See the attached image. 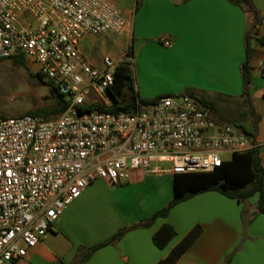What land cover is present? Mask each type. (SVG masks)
Instances as JSON below:
<instances>
[{"label": "built area", "instance_id": "1", "mask_svg": "<svg viewBox=\"0 0 264 264\" xmlns=\"http://www.w3.org/2000/svg\"><path fill=\"white\" fill-rule=\"evenodd\" d=\"M126 26L112 0H0V61L25 55L69 101L57 118L0 115V264H17L98 179L126 183L133 169L155 162L175 174L212 171L254 146L185 92L133 110L88 109L112 104L108 90L121 61L106 55L96 66L81 43ZM257 68L264 76V61Z\"/></svg>", "mask_w": 264, "mask_h": 264}, {"label": "crops", "instance_id": "2", "mask_svg": "<svg viewBox=\"0 0 264 264\" xmlns=\"http://www.w3.org/2000/svg\"><path fill=\"white\" fill-rule=\"evenodd\" d=\"M112 1L127 18L122 35L136 43L132 58L137 94L152 98L190 90L215 102L211 111L219 121H239L246 111L241 65L250 36L254 45L251 94L260 115L256 142L264 163V76L257 68L264 61V0H253L262 18L251 33L253 16L230 0ZM164 39L172 45L166 46ZM232 108L239 120L223 112ZM175 175L169 163L155 162L149 168L133 169L126 183L92 182L17 264L76 263L88 248L171 201ZM257 201L258 194L244 202L216 190L195 194L175 205L167 217L126 231L79 264H156L196 224L202 225V233L175 264H264V214L257 213ZM165 222L175 226L177 235L159 248L153 236Z\"/></svg>", "mask_w": 264, "mask_h": 264}, {"label": "trees", "instance_id": "3", "mask_svg": "<svg viewBox=\"0 0 264 264\" xmlns=\"http://www.w3.org/2000/svg\"><path fill=\"white\" fill-rule=\"evenodd\" d=\"M230 1L243 8L249 15L253 16L254 23L249 30V33H251L257 24L261 22L262 17L260 9L255 5L253 0ZM246 49V60L241 65L243 76L242 99L246 111L243 115V119L235 121L234 123L253 138L254 146L245 151L234 152L230 158L224 160L212 171L177 173L175 175L174 197L171 201H169L163 208L154 212L150 217L134 223L131 226L124 227L117 231L109 239L88 248L74 264L87 261L98 248L117 241L126 231L137 227L150 226L157 218L167 217L175 205L201 192L216 190L241 202H244L250 197L258 194L257 213L264 214V163L261 158L260 146L256 142V131L260 115L255 108L254 100L251 94L254 69L252 64L254 45L250 36L247 38ZM129 56L133 57L132 47H130ZM11 59L17 65L27 66L28 64V58L23 54L16 55ZM132 65L133 62L130 59L123 60L119 63L115 73L114 85L108 90L112 98V104L110 106L93 105L88 109L98 108L116 112L119 110H133L138 106V103L142 106H150L155 103L158 96L144 98L135 92L132 80ZM38 75L43 82L51 86V91L53 92L56 103L54 108L51 110L41 108L31 111L30 113L46 119H50L49 116L54 114L56 116L55 118H57L66 109L69 101L64 94L58 91L56 86L50 82L44 81L40 74ZM127 90H131L133 92L129 100L124 98V93ZM185 93L193 96L211 109L215 108L216 104L214 101H208L190 90H185ZM202 231V225L196 224L173 247L170 253L166 257L160 259L156 264H175L196 241ZM176 235L177 230L175 226L169 222H165L155 232L153 240L159 248H164Z\"/></svg>", "mask_w": 264, "mask_h": 264}, {"label": "rangeland", "instance_id": "4", "mask_svg": "<svg viewBox=\"0 0 264 264\" xmlns=\"http://www.w3.org/2000/svg\"><path fill=\"white\" fill-rule=\"evenodd\" d=\"M135 41L127 39L122 34L112 31L100 35H87L83 40L84 54L96 60L100 67L104 66V57L112 56L117 61L133 58L129 56L130 46L134 47ZM39 66L31 64L28 60L27 66L17 65L12 59L0 61V115L17 116L25 112H31L41 108L51 110L55 106V98L51 86L43 82L39 77ZM132 77L135 92L137 82L135 64L132 65ZM136 81V82H135ZM131 90L124 93V98L129 100ZM231 110L223 111L231 113L232 117L238 119V114ZM55 118L54 114L49 116ZM226 156H230L227 154Z\"/></svg>", "mask_w": 264, "mask_h": 264}]
</instances>
